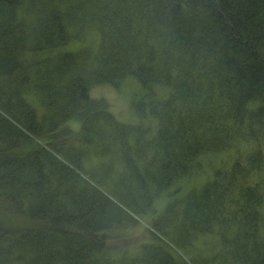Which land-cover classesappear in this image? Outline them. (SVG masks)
<instances>
[{
  "label": "trees",
  "instance_id": "obj_1",
  "mask_svg": "<svg viewBox=\"0 0 264 264\" xmlns=\"http://www.w3.org/2000/svg\"><path fill=\"white\" fill-rule=\"evenodd\" d=\"M0 264H264V0H0Z\"/></svg>",
  "mask_w": 264,
  "mask_h": 264
},
{
  "label": "rangeland",
  "instance_id": "obj_2",
  "mask_svg": "<svg viewBox=\"0 0 264 264\" xmlns=\"http://www.w3.org/2000/svg\"><path fill=\"white\" fill-rule=\"evenodd\" d=\"M160 90L164 89L160 87ZM91 92L94 96L107 100L111 106V110L119 120L124 122L136 120L134 117L135 112L132 106L133 99H136L137 97L136 96L134 98V93L136 92L137 95L139 93L142 94L143 88L134 78H127L123 80L117 88H114L109 84L96 85L92 88ZM133 231L136 236L140 233L138 228Z\"/></svg>",
  "mask_w": 264,
  "mask_h": 264
}]
</instances>
